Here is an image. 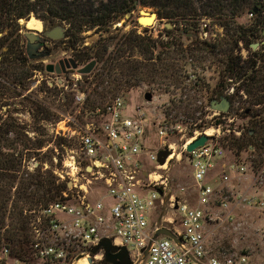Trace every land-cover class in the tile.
Masks as SVG:
<instances>
[{
  "label": "built area",
  "instance_id": "1",
  "mask_svg": "<svg viewBox=\"0 0 264 264\" xmlns=\"http://www.w3.org/2000/svg\"><path fill=\"white\" fill-rule=\"evenodd\" d=\"M78 67L71 75L62 72L55 79L61 101L68 99L72 105L73 112L62 121L70 123L69 136L75 138L78 149H68L60 167L52 168L47 162L39 165L24 153L22 160L28 171L51 169L65 181L63 198L25 210L29 216L31 257L18 258L6 246L0 250V264H102L103 247L96 253L92 249L103 237L111 238L113 245L126 246L132 264H251L244 251L212 253L205 234V223L213 218L207 209L213 204L222 208L229 204L225 199L217 203L219 185L230 179V171H246L244 163L223 161L226 136L231 132L238 136L242 129L222 127L226 111L217 109H205L212 111L210 121L215 128L205 129L209 125L204 115L201 118L205 128H196L201 119L194 122L182 111L177 113L168 95L159 99L157 91L150 100L143 97L134 105L121 94L102 103L92 102L94 88L82 78L88 73H80ZM45 80L51 86L52 79ZM83 116L86 120L81 122ZM89 116L94 119L89 120ZM190 125L195 127L192 135L187 134ZM56 133L67 136L58 130ZM185 133L189 137L176 157L185 152L188 158L196 202L192 204L172 193L168 197L179 226L167 227L180 238L177 243L166 235L155 237V231L163 225L152 227L151 221L158 202H163L170 191L161 172L167 169L168 160L159 167L157 153L169 149L173 156L177 147L171 135ZM203 133L208 140L186 151L187 145ZM148 158L156 163L148 166ZM54 159L58 161L57 156ZM152 173L160 177H151ZM150 188L153 193L147 197L144 194ZM235 204L257 208L264 214V189L237 192ZM165 220L175 223L173 216ZM145 248L148 252L144 256Z\"/></svg>",
  "mask_w": 264,
  "mask_h": 264
},
{
  "label": "trees",
  "instance_id": "2",
  "mask_svg": "<svg viewBox=\"0 0 264 264\" xmlns=\"http://www.w3.org/2000/svg\"><path fill=\"white\" fill-rule=\"evenodd\" d=\"M137 5L153 6L158 18L171 22L172 28L164 27L170 38H151L133 28L111 31L104 36V42H96L76 53L79 64L85 65L92 60L102 62L100 71L93 74L91 81L95 83L99 102L115 94L125 96L129 102L130 92L135 88H142L137 94L140 99L145 91L163 92L174 106L183 108L180 110L189 119L194 122L201 119L196 125L200 128L205 120L201 118L203 114L195 113H203L202 106L220 99L225 88L238 82L236 93L243 90L245 102L250 105L241 111V134L237 136L231 132L226 137L227 144L234 162L245 163V154L253 168L263 169L264 175V115L262 109H255L256 105L264 106V40H258L264 38V0H0V32H3L0 36V77L15 86L22 84L30 74L20 47V18L34 13L45 22L56 18L64 20L69 25L68 40L73 38L77 42V32L101 25L110 29L116 16L132 12ZM204 17L220 25L223 32L210 39L191 36ZM188 38L189 44L184 46ZM252 42H258L257 49L251 46ZM111 43L115 47L109 50ZM241 43L251 49L246 57L237 53ZM4 46L8 49L3 50ZM134 48L140 50L142 59L126 55ZM206 61L207 67L219 76L210 84L204 83L197 71ZM188 66L192 71H188ZM91 71L86 76L91 75ZM189 76L195 77L189 88L198 89L203 96L198 105H194L196 95L183 92ZM229 78L231 81H227ZM3 80H0V93L5 94L10 88ZM225 96L232 101V96ZM194 128L190 125L187 134L192 135ZM42 146L43 139L34 141L25 125L7 109H0V250L7 246L18 258L31 257L29 216L25 210L62 199L61 191L66 188L65 181L51 169L38 167L28 171L23 167V153ZM221 202L222 199H217L218 204ZM229 246L226 239L220 248ZM246 253L251 264H258L251 253Z\"/></svg>",
  "mask_w": 264,
  "mask_h": 264
},
{
  "label": "rangeland",
  "instance_id": "3",
  "mask_svg": "<svg viewBox=\"0 0 264 264\" xmlns=\"http://www.w3.org/2000/svg\"><path fill=\"white\" fill-rule=\"evenodd\" d=\"M140 9L154 11L157 13V9L153 6L137 5L128 17H125L124 14H119L116 16V18H114V20L111 22L110 29L104 25L95 26L92 28H84L81 32H77L76 34V53H78L80 50H86V47L95 45L96 42H104V36H106L111 31L116 33L127 31L133 28L137 31V33L150 36L151 38L167 39L169 36H167L166 32L164 31V23L167 21V19L157 18L150 25H141L136 20L140 13ZM29 18L38 19L39 17H37L34 13H31L28 18H20L18 20V24L19 28H21L23 31L24 29L26 30L28 28L25 22ZM39 19L38 20L40 23L42 22L39 29L45 25L48 27H53L55 25L65 26L66 38L64 40L68 41L69 25L66 21L56 18L54 21L45 22L41 18ZM222 32L223 28L220 25H214L211 23L210 18L204 17L200 20L199 26L192 32L193 34H191V36L197 35L199 38L210 39L212 37H216L218 33L220 34ZM19 33L21 34V32ZM1 34L2 33L0 32V36ZM258 40H264V38H259ZM189 41L190 38L185 39L184 46L188 45ZM114 47V44L111 43L109 50ZM240 47L241 48L237 50V53H240L243 57H246L250 54L251 49H247L242 45V43L240 44ZM257 47L258 45L254 49H257ZM126 55L130 56L132 59L143 58V55L140 54V50L138 48L129 49L128 52H126ZM28 57L30 59L33 58L30 53H28ZM29 63H32L31 60H29ZM101 66L102 62L96 63L95 67L91 71V75L87 76L88 78L84 76L85 74L82 75V78L86 81L88 86L94 88L93 84L91 83L94 76L93 74L97 71H100ZM188 71H192L190 66H188ZM197 71L200 73V77L206 84H210L219 77L216 71L214 72L212 68L207 67V61L204 62L201 65V69H198ZM32 74L33 72H30L29 76H33ZM40 75L43 77L38 76V81L33 79L28 80L26 78L21 82L22 84L18 83L15 86H10L8 83H6L10 89L7 91V89L2 88L3 91L7 92L5 94L0 93V109H7L18 119L20 123L25 125L28 135L34 141L37 139L44 140V146L41 148H33L30 150V152H24V156L27 159L34 158L35 161L40 163L39 165H41L43 162H47L52 168L56 165L60 167L63 155H65L67 152H70L68 149L71 148L75 151L78 149V144L75 138L69 136L71 134V131L68 128L70 123H65L62 121L64 116L73 112V109L71 102L68 99L65 100V102L61 101L60 87L49 86L47 81L44 79L45 73H40ZM194 79L195 77H188L190 82H187L188 80L186 81L188 84H185V89L183 92L186 94L196 95V103L194 105H198L201 103L203 96H200L201 93L198 91V89L189 88V86L192 85L190 83L193 82ZM228 80L231 81L230 78L227 79V81ZM234 80L235 78L233 77V81ZM5 81L8 82L9 80L7 79ZM206 84L204 85L206 86ZM237 84L238 82L229 85L223 92V96H232V101H230L228 98L230 105L226 111L222 124V127L224 128H239L243 123L241 111L250 105L249 102H245L246 93L243 90H240L238 93H236L235 87ZM142 87L145 88L146 86L143 85ZM141 90L142 88H135L130 92V105H134L135 103L141 101L140 97H137V94ZM156 94H159V96L157 95L159 99L164 100L167 98V94H163V92H157ZM91 101H100L95 91L92 92ZM173 108L177 111V113L182 111L180 109H183L177 106H174ZM201 109H204L202 113L204 115L203 118L206 120L207 125H209L206 128L203 126L201 129L205 128L207 130V128L210 127L215 128L216 124H211L213 121H210V115L212 111L205 110L212 108L208 105L202 106ZM255 109H262L264 115V106L262 104L256 105ZM195 114L201 115L200 112H196ZM34 115H36V117ZM84 117L86 116L80 118L81 122L86 120ZM88 118H90L89 120L94 119L92 116H89ZM57 130L60 133H66L67 136L56 133ZM210 131L211 130H208V132ZM188 137L189 136L186 133L184 135H171L170 139L176 143V153L179 152V147ZM61 140L62 142L58 144V141ZM223 143L225 148V156L223 161H233L234 155L227 144V140H225ZM174 154L173 156L170 154L167 158V169L161 170L163 177L167 178L170 191L168 195L163 197V202H158L153 219L151 221L152 227H154L156 224L170 227H173L174 225L176 227L179 226L173 208L169 204L170 202L168 197L170 193L174 194L180 199H187L192 204L196 202L194 183L191 177V169L188 163V158L186 157L185 152L182 153L179 158H177L179 155L176 157ZM54 156H57V162L55 161ZM243 158L245 160L244 164L246 166V171L239 174H235L234 171H230V179L219 185L218 193L216 194V199L228 200L229 204L223 208L213 204L207 209L208 214L213 218H208L207 222L205 223L206 242L209 249L214 254L220 255L223 254V252H230L233 250L244 251L251 253L253 255L252 257L258 262V264H264V214L257 208L235 204V195L237 192L264 189L263 169L255 170L245 154H243ZM155 163L156 160H151L149 158L147 159L148 166H152ZM181 187L185 188L184 191L181 190ZM152 193L153 190L150 188V190L144 195L148 197L151 196ZM170 216L175 218L174 224L165 220L166 217ZM226 239L230 246L220 248V245ZM134 264H140V262Z\"/></svg>",
  "mask_w": 264,
  "mask_h": 264
},
{
  "label": "water",
  "instance_id": "4",
  "mask_svg": "<svg viewBox=\"0 0 264 264\" xmlns=\"http://www.w3.org/2000/svg\"><path fill=\"white\" fill-rule=\"evenodd\" d=\"M132 12H127L125 14V17H128ZM158 18V15L156 12L154 11H147L145 9H140V13L137 16V22L141 25H150L153 21H155ZM39 19V18H38ZM152 19L151 22L149 24H144L146 23V20ZM40 20V19H39ZM165 27L171 28L174 25L169 22L166 21L164 23ZM64 31H65V26L63 25H57L54 28L48 29L45 31L46 35L52 38H60L64 36ZM26 36L28 37V40L30 41V43L28 44V53H30L31 55V51L33 49H35V47H37L36 44H32V40L34 39L35 35L34 33L31 32H26ZM258 45V42H254L251 43V46L253 48H255ZM33 56V55H32ZM71 64L73 67H78V64L73 60L70 59ZM95 61L92 60L88 63H86L85 65H83L82 67H78V70L80 73H89L94 65H95ZM60 65L62 66L60 69L58 67V65H56V72L57 73H61L65 71V65L68 66L69 62L67 60L60 61ZM46 69L48 71H53V67L52 64H47ZM143 97L146 100H150L152 98V92L150 91H145L143 93ZM230 105V101L228 99L227 96H221L220 99H213L210 102V107L212 109H217L220 111H227L228 107ZM209 136L206 134H200L199 136H197L192 142H190L187 147H186V151H191L193 150L195 147L202 145L205 143L206 140H208ZM171 151L169 149H160L157 153V161L159 162V164H164L168 158V156L170 155ZM160 235H166L171 237L172 239H174L177 243H180L181 240L180 238L177 237L176 233L169 227L167 226H162L159 227L156 231L154 236H160ZM100 247H103L104 249V260L108 263H112V264H132L133 260L130 257V253L128 251V249L126 248V246H116L113 245L111 243V238L108 237H103L100 241V243L93 247L92 252L96 253L98 251V249ZM148 252V248L144 249V256L147 254Z\"/></svg>",
  "mask_w": 264,
  "mask_h": 264
},
{
  "label": "flooded vegetation",
  "instance_id": "5",
  "mask_svg": "<svg viewBox=\"0 0 264 264\" xmlns=\"http://www.w3.org/2000/svg\"><path fill=\"white\" fill-rule=\"evenodd\" d=\"M57 25L53 27H48L47 25L43 26L41 29H24V31L20 28L18 31L21 32V43L20 47L23 49V55L26 58L27 64L30 67V72H33V76H28V80H36L38 81V76L43 77L40 75V73H45L44 79H52L51 81V86H56V80L57 76L62 73H57L56 72V65L60 69H62L60 65V61L67 60L69 62V65H65V71L64 73H67L71 75L75 70H77V67H73L71 64L70 59H73L76 63V42L72 38V41H65L64 39L66 38L65 31H64V36L60 38H52L46 35L45 31L51 28L56 27ZM26 32H31L34 33L35 37L32 40V44H36L37 47L31 51V55H33V58L30 59L28 57V44L30 41L28 40V37L26 36ZM3 34V32H1ZM1 34V35H2ZM70 38V36H68ZM8 47L4 46L3 50H7ZM0 59H1V54H0ZM29 60H31V64L29 63ZM34 61V62H33ZM36 63V64H35ZM47 64H52L53 71H48L46 69ZM79 64V63H77ZM84 65V64H83ZM82 67V66H80ZM47 73V74H46ZM0 80H3L0 77ZM5 83H8V85L12 86L10 81L6 82L3 80Z\"/></svg>",
  "mask_w": 264,
  "mask_h": 264
},
{
  "label": "bare ground",
  "instance_id": "6",
  "mask_svg": "<svg viewBox=\"0 0 264 264\" xmlns=\"http://www.w3.org/2000/svg\"><path fill=\"white\" fill-rule=\"evenodd\" d=\"M151 20L152 19L146 20L145 21L146 24L150 23ZM25 23H26V26L28 28H33V29L36 28V29H39L41 27V23L42 22L40 23V21L38 19H36V18H29V19L26 20ZM174 156H176V152H175ZM159 167H164V164H161ZM151 177L157 178V177H160V176L158 175V173H152L151 174Z\"/></svg>",
  "mask_w": 264,
  "mask_h": 264
}]
</instances>
